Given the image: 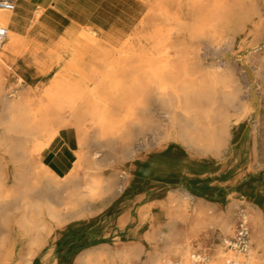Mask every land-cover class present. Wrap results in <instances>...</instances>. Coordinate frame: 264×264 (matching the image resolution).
<instances>
[{"label":"rangeland","instance_id":"1","mask_svg":"<svg viewBox=\"0 0 264 264\" xmlns=\"http://www.w3.org/2000/svg\"><path fill=\"white\" fill-rule=\"evenodd\" d=\"M237 2L244 6L247 14L243 17L244 28L237 34L236 43H224L220 51L213 49L202 60L205 67L202 71L210 69L212 64L229 61L232 71L237 73L241 83L243 81L242 96L247 101L246 105L251 107L246 113L231 108L229 114L233 121L240 116V122L234 123V126L241 134L240 151L246 161L245 167L233 174L229 140L221 144L208 141L190 143L179 135L176 128L170 130L168 137H163L164 129L157 131L154 123L139 129L138 124L129 122L123 131L107 135H101L97 128H87L83 134L85 151H88V155L97 153L99 163L95 164L89 156L84 166L76 167L77 153L83 147L79 143L74 119L68 112L65 120L69 123L53 136V146L43 160L59 178H52L46 172H40L36 177V163L21 156L20 146L24 135L6 128L8 116L15 112L9 105L16 103L17 97L22 94L31 96L32 103L39 106L54 98L52 95L55 96L57 92L54 84L84 78L80 70L85 67L84 70L90 72L97 66L89 56L93 49L91 41L100 44L103 35L97 34L87 23L80 24L76 32L59 33L64 26L62 22L54 23L51 28L45 27L42 38L37 39L34 35L37 26L29 25L28 18L21 29L25 33L23 41L31 43L37 54L35 57L29 54L15 55L0 63V186L3 185L4 191L9 189L13 193L9 198L8 213L16 220L12 226L3 220L6 203L0 191V264H82L81 259L90 251H94L93 260L100 257V245L111 246L119 254L129 249L142 251L131 261L128 257H119L108 264H141L149 257L151 243L142 240L140 234L130 236V231L138 229L139 233H158L159 228L150 225L154 217L156 222L170 220L175 223L174 231L181 232L185 225L178 216L182 213L191 220L201 222L190 252H207L213 257L218 245L230 247L219 236L220 218L223 213L230 212L232 215L233 232L224 237L229 241L234 236L241 209L250 223L251 248L255 245V226L251 220L255 209L252 203H264V167L259 166L264 161V142L255 129L256 106L264 101V91L261 78L255 75L258 62L253 48L264 46V0ZM55 6L60 20L68 18L65 9L57 4ZM130 9L132 15L129 14ZM143 13L144 8L140 4L128 6L127 12L122 13L117 23L122 28L129 26L133 30ZM237 23L234 18L230 24L234 27ZM127 31L111 39L112 43L123 40ZM57 34H62V37L55 38ZM115 52L116 48L111 55ZM244 65L246 69L242 68ZM94 85L95 81H88L84 87L92 88ZM134 94L142 104L155 108L160 106L158 101L149 100L147 88ZM250 97H256V100ZM154 113L158 119H165L160 116L162 110ZM137 115L142 116L141 124L151 120L148 112L137 111ZM37 139L44 140L45 135L40 132ZM144 143L146 145L142 147ZM132 150H135L133 157ZM60 159H66L68 164L63 166ZM210 169L212 171L208 173ZM70 172L74 178H65ZM122 176L125 178L122 179ZM122 182L125 188L120 193L118 187ZM91 186L97 188L93 194L89 190ZM187 190L199 199L189 203L188 208L180 207L178 203H183L182 195ZM72 202L78 203L77 213L67 210L64 205ZM111 213L116 218L108 220ZM124 222L126 226L122 227ZM12 236L16 244L15 252L6 260L3 258ZM258 251L260 255L264 254L262 248ZM234 254L242 255L235 253V250Z\"/></svg>","mask_w":264,"mask_h":264},{"label":"bare ground","instance_id":"2","mask_svg":"<svg viewBox=\"0 0 264 264\" xmlns=\"http://www.w3.org/2000/svg\"><path fill=\"white\" fill-rule=\"evenodd\" d=\"M138 4L144 8L138 25L133 30L128 29L123 40L115 47L116 52L113 55L102 56L95 51L92 59L97 66L90 72H86L82 65L84 68L79 72L84 78L76 79L75 82L65 81L54 84L57 90L56 95H52L54 98H49L50 100L46 103L42 102L39 106L32 103L31 96L22 94L17 97L16 103L9 105L15 112L8 116V120L6 119V128L24 135L20 146L21 156L36 163L34 164L36 177L40 172H46L52 178H59L43 163V157L53 146L51 145L53 136L69 123L65 120L68 112L74 119L79 143L83 147V150L77 153L76 167L84 166L89 156L95 164L99 163L97 153L88 155V151H85L83 134L87 128H97L101 135H107L123 131L129 122L138 124L139 129L154 123L157 131L160 128L164 129L163 137H168L170 130L176 128L179 135L190 143L208 141L212 144H221L229 140L233 158L231 173L245 167V155L241 153L239 143L241 134L234 126V123L240 122V116L234 120L235 122L229 117L231 108H238L242 113L251 109L242 96L243 81L241 83L237 73L232 71L233 67L229 61L210 63L212 64L210 69L202 71L205 68L202 60L207 52L213 49L215 52L220 51L224 43L228 45L236 43L237 34L244 28L243 17L247 10L245 11L244 6L237 0H136L135 5ZM15 10H0V24L8 28V34L0 44V63L15 55L29 54L35 57L37 54V50L31 47V43L23 41L25 33L17 27L19 21L15 17L17 12ZM131 10H129L130 15L133 14ZM58 16L59 14L51 8L37 10L33 16L26 15L25 18H30L29 25L37 26L34 32L37 39L42 38L45 27L51 28L54 23L63 22L64 26L59 33L76 32L71 23L60 20ZM234 18L239 23L233 27L230 23ZM263 48L264 46L260 45L253 49L257 53L255 58L258 62L255 75L261 78L264 91ZM260 51L262 52L259 53ZM242 68L246 69L247 66L244 65ZM88 81H95V85L92 88L84 87ZM143 88H147L150 101L160 103L159 107L142 104L140 98L134 97V93ZM250 98L256 100V97ZM256 108L255 129L264 142V101L260 102ZM156 110H162L163 113L160 116L165 119H158L157 112L154 113ZM137 111L150 113V122L146 120L144 124H141L142 116L137 115ZM40 132L45 135L44 140L37 139ZM145 145L146 143L142 144V147ZM134 155L135 150H132V157ZM259 166L264 167V161ZM211 171L210 169L208 173ZM70 173L65 178H74L73 173ZM123 178L125 176H122ZM124 188L125 185L122 182L118 187L119 192H123ZM89 190L93 194L97 188L91 186ZM0 191L6 203L3 220L12 226L16 220L8 213V208L9 198L13 193L9 189L4 191L3 185L0 186ZM182 198L183 203L178 205L184 208H188L189 203L199 199L189 190L183 192ZM64 205L67 210L77 213V202ZM252 206L255 209L254 217L253 212L251 213L256 233L255 245L252 248L250 246L251 249L247 255L238 257L241 262L247 264H264V254L260 255L258 251L259 248L264 251V203L253 202ZM192 210H195L193 206ZM114 218H116L114 213L108 215V220ZM189 218L185 213L178 216L185 225L181 232L174 231L175 223L169 222L170 220L156 222L154 217L151 218L150 225L159 228L158 233L152 234L148 231L139 233L138 229H132L130 236L140 234L142 240L151 243L149 257L141 264H168L173 258L180 259L185 264H197L191 259L194 252L190 251L193 241L198 237L201 222ZM220 219L219 236L228 243L224 237L233 232L232 215L230 212L223 213ZM142 222L144 223V220ZM121 226L125 227V222ZM14 247V236H12L3 259L12 257L15 252ZM93 252H88L81 259L82 264H108L119 257H128L131 261L132 257L142 253V251L129 249L119 254L111 246L100 245V257L93 260L91 258ZM233 252L234 250L228 245L220 244L216 247L213 257L209 256L208 264H228V261L237 257L235 254L233 256Z\"/></svg>","mask_w":264,"mask_h":264},{"label":"crops","instance_id":"3","mask_svg":"<svg viewBox=\"0 0 264 264\" xmlns=\"http://www.w3.org/2000/svg\"><path fill=\"white\" fill-rule=\"evenodd\" d=\"M14 2L16 4L15 12L18 8L15 17L19 21L17 26L19 30L23 28L24 23L29 18H25V16L33 14L37 10H50L52 8L54 12L59 14L55 4L66 10L69 16L65 20L71 23L76 31L80 28V24H89L97 34L103 35V38L100 37V44H97L95 40L91 41L93 49L89 56L92 57L95 51H98L102 56L111 55L113 49L122 40L112 43L113 38L122 36L129 29V26L122 28L118 25L117 20L122 17L123 12H127L128 6L135 5L136 0H14ZM91 33L93 34L92 30ZM60 37L62 34L55 35V38ZM48 38L51 37L48 36ZM90 38L92 39L91 35ZM68 51L69 49L65 52L66 55ZM60 161L63 166L68 164L66 159H60Z\"/></svg>","mask_w":264,"mask_h":264},{"label":"built area","instance_id":"4","mask_svg":"<svg viewBox=\"0 0 264 264\" xmlns=\"http://www.w3.org/2000/svg\"><path fill=\"white\" fill-rule=\"evenodd\" d=\"M16 4L14 0H0V10L13 11L15 10ZM8 34V28L0 24V44L5 40ZM229 246L237 252V254L247 255L249 252L251 241H250V223L247 219V215L243 209L238 214L234 236L228 241ZM191 259L197 264H208L209 254L197 251L191 256ZM168 264H185L180 260H172ZM228 264H247L241 262L239 257L228 261Z\"/></svg>","mask_w":264,"mask_h":264}]
</instances>
